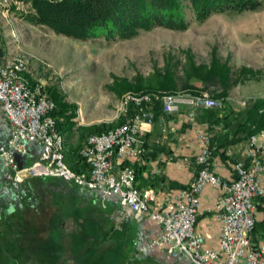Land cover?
<instances>
[{
  "label": "rangeland",
  "instance_id": "obj_1",
  "mask_svg": "<svg viewBox=\"0 0 264 264\" xmlns=\"http://www.w3.org/2000/svg\"><path fill=\"white\" fill-rule=\"evenodd\" d=\"M25 9L20 1L0 0V54L25 53V76L40 79L45 88L55 85L66 101L75 103L69 147L86 136L85 125L105 128L125 116L120 98L134 92L122 89L126 82H148L166 71L175 79L189 60L208 66L214 54L224 63L230 78L226 96L234 105L249 107L252 97L264 96V0L258 9L213 12L201 21L184 1L186 28L156 25L110 40L56 33L25 21ZM38 195L37 220L25 221L28 230L22 231L20 242L12 240L13 264H121L122 235L115 229L105 234V210L96 200L85 206L71 203L82 199H74L59 181L45 183Z\"/></svg>",
  "mask_w": 264,
  "mask_h": 264
},
{
  "label": "built area",
  "instance_id": "obj_2",
  "mask_svg": "<svg viewBox=\"0 0 264 264\" xmlns=\"http://www.w3.org/2000/svg\"><path fill=\"white\" fill-rule=\"evenodd\" d=\"M28 63V56L22 52L0 58V109L8 122V134L0 143L5 179L16 184L27 176H52L70 185L98 191L102 196L114 195L121 205L136 214L145 212L160 224V232L150 240L151 245H163L171 255L183 253L192 264H264V231L258 241L252 242L250 238L253 199L264 194L259 177L264 160V125L247 135L243 158L233 162L234 175L230 179L211 169L210 136L201 127L195 128L198 150L193 156L196 165L193 178L173 191L168 201L150 207L153 189L134 186L131 166L122 165L115 170L117 157L132 159L141 154L143 125L153 121L148 108L134 111L105 130L88 133L78 148L87 168L75 170L65 160L63 138L51 113L55 103L47 95L43 81L29 82L25 76ZM153 99L159 100L165 112L176 111L180 104L220 103L204 90L198 94L128 91L122 94L120 104L124 108L128 104L139 106ZM27 141L39 148L29 162L24 161ZM15 153L19 154L20 166L14 160ZM206 183L218 188L213 204L218 224L217 249L204 245L202 234L194 228L198 193Z\"/></svg>",
  "mask_w": 264,
  "mask_h": 264
},
{
  "label": "crops",
  "instance_id": "obj_3",
  "mask_svg": "<svg viewBox=\"0 0 264 264\" xmlns=\"http://www.w3.org/2000/svg\"><path fill=\"white\" fill-rule=\"evenodd\" d=\"M2 56L3 54H0V58ZM247 108L234 105L229 95L219 104L211 106L180 104L173 112L162 111L161 106L156 111L149 106L148 110L153 114V121L149 125H143L141 154L132 159L117 157L115 170L122 165L131 166L134 170V186L138 189L150 187L154 191L149 206L163 204L169 200L173 191L187 185L194 176L196 165L193 156L198 150L195 128L201 127L208 133L213 145L209 157L211 169L219 176L230 179L234 175L233 162L243 158L246 133L250 127L255 128L252 124L257 122L256 115L250 117L247 115ZM190 111H193L192 115L189 114ZM7 134V118L0 109V143L5 140ZM84 139L75 147L64 144L65 157L68 153L74 158L72 150L79 148ZM27 145L25 162H29L38 154L35 143L31 142ZM86 168V163L80 167L81 170ZM27 177L35 182L34 193L37 197L45 183L59 181L62 187L73 194L74 199L75 197L82 199L79 201L75 199L71 203L85 206L91 203L92 199L96 200L105 210L104 217L107 222L105 234L115 229L122 235L121 264H192L183 253L171 255L163 245H151L150 240L160 232V224L145 212L136 214L121 205L114 195L102 196L98 191L70 185L55 177L44 180L38 176ZM259 177L264 187V160ZM3 179V166L0 160V181ZM217 192L216 186L208 183L202 186L198 193L199 205L194 225L195 230L202 234L204 245L215 249H217L218 224L213 216V204ZM263 201L264 194L253 199L254 220L264 218ZM25 221H28V218L23 207L15 210L9 203L2 213L0 212V264L17 262L12 240L20 242L22 231L28 230ZM261 236L262 234L259 238ZM34 237L38 239L36 234Z\"/></svg>",
  "mask_w": 264,
  "mask_h": 264
},
{
  "label": "trees",
  "instance_id": "obj_4",
  "mask_svg": "<svg viewBox=\"0 0 264 264\" xmlns=\"http://www.w3.org/2000/svg\"><path fill=\"white\" fill-rule=\"evenodd\" d=\"M26 5L21 13L22 18L33 24H42L56 33L77 39H86L102 35L106 40L114 38H128L135 35L140 29H149L152 26H162L175 30L187 27L189 20L185 14L184 1L191 10L195 20L201 21L213 12L255 10L261 7L262 0H17ZM27 76V75H26ZM30 83L34 81L27 76ZM230 84L228 68L220 63L213 54L210 65L195 64L192 60L187 62L183 74L172 78L168 71L156 73L150 81H128L122 89L134 92L153 91L158 94L182 91L189 94H198L206 90L208 94L224 100ZM47 95L54 101L55 107L52 115L56 118V128L66 144V137L70 133L73 121L71 116L75 103L64 99L65 93L58 90L55 85L45 88ZM120 92L119 89L116 90ZM160 109V102L153 99L149 103L139 106L128 104L125 116L140 108ZM258 109H261L258 111ZM258 112V113H257ZM247 115L255 116V128L250 127L246 137L254 129L264 125V96L252 97L247 108ZM125 116H120L118 123ZM102 127L97 123L85 125L88 133L99 132L109 127ZM87 133V134H88ZM86 134V135H87ZM85 138V136H84ZM74 158L67 153L65 160L71 168L81 170L85 165L78 152V147L72 150ZM82 161V163H81ZM80 163V164H79ZM4 178V175H3ZM53 178L52 176L41 177ZM57 178V177H56ZM61 180V179H60ZM0 212L9 203L13 209L24 208L27 218L37 220V204L39 198L34 193L35 182L29 177L13 184L7 179L0 181ZM264 202V201H263ZM262 210L264 212V203ZM264 231V218L254 220L250 230L252 242H256Z\"/></svg>",
  "mask_w": 264,
  "mask_h": 264
},
{
  "label": "water",
  "instance_id": "obj_5",
  "mask_svg": "<svg viewBox=\"0 0 264 264\" xmlns=\"http://www.w3.org/2000/svg\"><path fill=\"white\" fill-rule=\"evenodd\" d=\"M15 158L17 160L18 166H20L21 165V160L19 159V154H16Z\"/></svg>",
  "mask_w": 264,
  "mask_h": 264
}]
</instances>
